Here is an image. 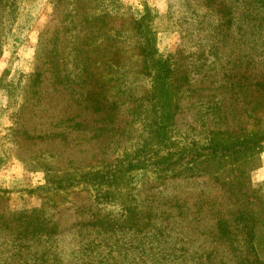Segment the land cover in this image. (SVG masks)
Returning a JSON list of instances; mask_svg holds the SVG:
<instances>
[{
    "label": "rangeland",
    "instance_id": "1",
    "mask_svg": "<svg viewBox=\"0 0 264 264\" xmlns=\"http://www.w3.org/2000/svg\"><path fill=\"white\" fill-rule=\"evenodd\" d=\"M228 1L223 13L238 21L217 29L199 23L215 14L209 0H15L12 12L0 1V264H264L214 166H120L264 124V0ZM146 9L179 87L161 137L150 84L128 63L139 49L131 20ZM96 97L117 104L97 112ZM223 97L221 115L213 102ZM84 118L98 129L71 127ZM111 168L115 182L90 181ZM76 174L78 184L58 187ZM245 183L264 207V150Z\"/></svg>",
    "mask_w": 264,
    "mask_h": 264
},
{
    "label": "trees",
    "instance_id": "2",
    "mask_svg": "<svg viewBox=\"0 0 264 264\" xmlns=\"http://www.w3.org/2000/svg\"><path fill=\"white\" fill-rule=\"evenodd\" d=\"M2 1V0H0ZM5 3L11 4V12L14 11L16 2L15 0H3ZM207 7H213L215 14L211 17H203L199 23L205 24L211 23V27L217 29L223 25H228L227 28L232 27L238 20H234L231 14L226 17L223 13L231 7L230 2L225 3L224 0H209ZM230 10H228V13ZM234 14V13H233ZM235 16V15H234ZM132 33L136 39L139 49L134 52H129L128 63L130 66H136L138 75L146 80L150 84L152 92L149 95L148 104L150 107L147 108L151 112L157 125V136L161 137L165 134V128L173 125L176 115L180 110L179 102V87L173 81V68L169 63L168 59L165 58L161 50L159 49L157 38L158 30L155 26L156 14L150 9L140 15L139 17H132ZM126 37V35H125ZM128 37V36H127ZM106 64L115 63L114 56L106 59ZM40 76V74H39ZM222 89L226 90V94H230L233 88L229 85L221 86ZM195 90L213 91L214 87L204 86L198 87ZM264 90V89H263ZM232 95V94H231ZM210 94H202L201 97L208 98ZM97 98V97H96ZM90 98L89 101L92 103L94 110L97 112H106L110 110V106L117 104L116 101L109 100L107 105L106 101L101 98L97 99ZM155 103V107L152 105ZM216 107L219 108V113L222 115L225 108L230 107L231 98L223 97L218 101H214ZM252 102H250V105ZM147 105V104H146ZM261 106L260 101L255 102L251 107V115H256V112H260ZM156 109V110H155ZM255 110V112H254ZM153 111L158 112L157 115ZM81 116L76 114L70 119H79ZM63 120V119H62ZM93 122V121H92ZM73 129H98L95 123L91 124L86 118L82 120L74 121L71 126ZM264 150V124L254 125L253 129L248 133H239L234 131H217L215 132L209 142L204 145H192L187 148H183L179 151H174L172 156H166L164 153H145L143 156H139L136 162L130 160L127 166L120 165L124 168L125 172L132 168L142 169L147 168L150 165H154L159 169L163 170H177L182 166V161L187 159V163H190L192 170L206 169L209 166H214L213 177L219 181L225 188L226 192L236 199L235 207L237 209L236 219L240 222L239 224L245 230L247 238L252 241L255 237L259 242L260 246L256 248L252 246V254L255 258H259L256 250H264L262 245L264 244V207L256 209V206L260 207L261 204H256L251 201L246 187V177L249 172L259 167L260 154ZM179 155L178 157H176ZM115 169H109L106 172L99 171L93 172L89 179L92 182L106 184L113 183L116 181ZM83 175L76 174L74 178L69 180L68 185L59 184V188L75 186L80 182ZM84 178V177H83ZM227 225L221 223L222 237H226L228 230Z\"/></svg>",
    "mask_w": 264,
    "mask_h": 264
}]
</instances>
